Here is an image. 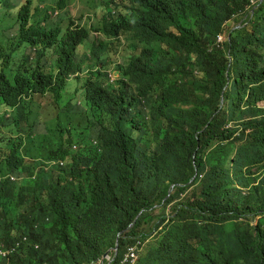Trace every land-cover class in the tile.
<instances>
[{
    "label": "clouds",
    "instance_id": "1",
    "mask_svg": "<svg viewBox=\"0 0 264 264\" xmlns=\"http://www.w3.org/2000/svg\"><path fill=\"white\" fill-rule=\"evenodd\" d=\"M76 1L0 0V264H264V0Z\"/></svg>",
    "mask_w": 264,
    "mask_h": 264
},
{
    "label": "rangeland",
    "instance_id": "2",
    "mask_svg": "<svg viewBox=\"0 0 264 264\" xmlns=\"http://www.w3.org/2000/svg\"><path fill=\"white\" fill-rule=\"evenodd\" d=\"M10 1L14 5H20L23 2V0H10ZM53 1L54 0H33V15H32L33 19H38L40 17H43L42 10L44 8L49 9V7L53 5ZM86 2H90V1L89 0L76 1V3H86ZM89 6L84 9V15L85 17L89 19V21H94L93 23L94 26H97L99 24V21H101L102 18L107 17V14H106L107 10L103 8H99L96 10L95 6H93L92 8H89ZM35 8H37L38 13L34 12ZM95 11H97L98 16L95 14ZM1 21H6V20L2 19ZM63 21H67V18L63 19ZM103 26L104 24H101V27ZM4 31H5V25L3 24L0 27V35H3ZM98 39L100 40L105 39L104 33H102L101 36H98ZM89 40H90L89 46L86 48L81 47L80 50L78 51L77 61H80V59L82 58L85 52H89V53L92 52V43L94 39L91 37ZM81 63H82V66L85 68L87 67L88 63L90 64L91 69H94L96 67L95 62L93 61L89 62L87 60H83L81 61ZM75 84H76V81L73 79L69 81L68 83L69 86H73ZM69 100H71V104L74 107H76L78 110H88L87 105L85 104V102L82 101L81 94L69 96L66 93H64L63 101L62 103H59V107L62 109V107L65 106ZM79 101H82L81 105H78ZM45 114L47 113L45 112ZM89 119H92V117H90ZM77 122L80 123L79 120ZM78 123L74 124L71 127L67 114L61 116L59 119L57 118L47 119V121L45 122L46 126L49 127L50 129L56 130L57 136H51V137L39 136L36 140L33 141L32 146L36 150L48 149L53 144L58 143L61 132H64L65 134H68V132H70L73 139L77 141L82 135L86 133L85 128L87 126V120H85L84 125L79 126ZM3 145L4 143L0 142V147H3Z\"/></svg>",
    "mask_w": 264,
    "mask_h": 264
},
{
    "label": "trees",
    "instance_id": "3",
    "mask_svg": "<svg viewBox=\"0 0 264 264\" xmlns=\"http://www.w3.org/2000/svg\"><path fill=\"white\" fill-rule=\"evenodd\" d=\"M27 4H29V0H27Z\"/></svg>",
    "mask_w": 264,
    "mask_h": 264
}]
</instances>
